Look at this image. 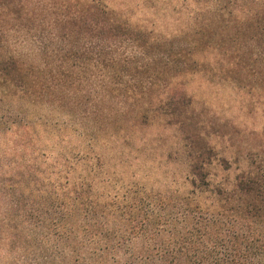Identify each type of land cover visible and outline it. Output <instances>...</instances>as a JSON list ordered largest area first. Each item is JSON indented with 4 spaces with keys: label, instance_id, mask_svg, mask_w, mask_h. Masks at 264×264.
<instances>
[{
    "label": "trees",
    "instance_id": "obj_1",
    "mask_svg": "<svg viewBox=\"0 0 264 264\" xmlns=\"http://www.w3.org/2000/svg\"><path fill=\"white\" fill-rule=\"evenodd\" d=\"M192 1L182 24L152 35L100 0H0V264H264L260 153L230 162L196 121L185 185L154 189L94 149L125 142L109 127L129 107L137 123L185 121L191 98L168 91L167 69L188 64L172 54L177 37H205L221 81L264 88V0Z\"/></svg>",
    "mask_w": 264,
    "mask_h": 264
},
{
    "label": "rangeland",
    "instance_id": "obj_2",
    "mask_svg": "<svg viewBox=\"0 0 264 264\" xmlns=\"http://www.w3.org/2000/svg\"><path fill=\"white\" fill-rule=\"evenodd\" d=\"M100 1L114 9L120 18L152 29V35L169 33L182 24L194 4L192 0ZM177 38L184 47L178 54H172L188 64L182 71L175 66L167 69L170 75H178L175 86L170 83L168 86L171 90L168 91L173 92L177 88L191 98L192 104L187 108V114L183 115L185 121L181 122L174 116L168 119L155 116L150 117L146 124H141L133 118L135 108L129 107L130 115H122L116 124H110L109 127L113 131L118 130L114 131V135H125V142L118 138L116 142L109 139L107 143L96 142L94 145L95 152L107 154L110 166L119 171L126 183L141 181L154 189L185 185L182 179L186 166L184 145L188 136L194 132L196 121L198 124L195 131L211 139L219 153L229 158L230 162L238 156L242 163L240 155L251 149L260 153L256 158L264 164V88L260 87L255 77L247 78L249 84L245 88L240 83L221 81L223 79L219 72L206 67L211 55L208 47L203 45L205 37L199 39L193 48L186 47L187 40L192 37ZM191 62L194 63L191 65ZM164 89L160 87L155 94L158 95ZM157 98L152 103H156ZM0 104L3 103L0 101ZM46 109H43V114L53 119L60 118L57 110L50 109L52 111L48 113ZM1 141L4 147L6 142ZM47 146L49 148L50 144ZM119 151L124 153L122 163L115 160V153ZM233 168L235 164H232L231 173ZM220 175L217 169V177Z\"/></svg>",
    "mask_w": 264,
    "mask_h": 264
}]
</instances>
